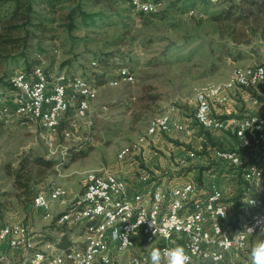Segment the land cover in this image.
Here are the masks:
<instances>
[{"label": "rangeland", "instance_id": "1", "mask_svg": "<svg viewBox=\"0 0 264 264\" xmlns=\"http://www.w3.org/2000/svg\"><path fill=\"white\" fill-rule=\"evenodd\" d=\"M30 1L29 19L15 32L16 36H28L27 45L21 50L26 55L9 53L8 64L0 72V91L11 92L8 76L25 68L29 61L32 63L39 52L44 53L43 64L48 69L55 64L65 66V59L74 57L81 59L76 67L88 73L97 68L91 66L96 55L114 53L121 55L136 77L134 82L122 80L115 85L103 78L98 80V97L89 115L77 119L73 105L56 134L41 126L0 124V226L11 219L26 221L31 216L33 220L27 223L41 234V243L56 245L62 229L73 240L82 231L77 226L60 227L34 212L32 202L38 192H48L52 180L64 177L74 195L83 191L89 170L102 165L119 170L125 164L118 161L119 150L145 136L150 118L169 104L180 105L183 117L194 120L196 90L203 84L226 80L236 65L264 63V40L257 35L256 26L215 18L240 0H167L164 13L158 16L140 14L131 7L130 0ZM12 8V4L3 6L2 15H9ZM118 63L107 69V78L116 74ZM193 126L196 145L188 142L186 150L197 151V158L182 162L186 153L180 161L172 162L173 168H196V173L224 169L219 168L201 141L203 130L196 122ZM225 134V130L205 132L212 147H228L235 142V138L229 145L223 142L221 137L228 141ZM171 135L160 136L179 140ZM150 143L147 148L153 154L155 150V155L163 154L161 146ZM37 156L64 162L62 175L55 165L46 170L34 166L31 161ZM18 173L24 180L32 176L31 195L15 185ZM162 177L151 176L154 181L163 180ZM220 182L226 187L227 196L238 190L237 181L225 174ZM5 246L9 252L10 247ZM119 258L122 263L126 260L125 255ZM12 259L18 263L17 258Z\"/></svg>", "mask_w": 264, "mask_h": 264}, {"label": "built area", "instance_id": "2", "mask_svg": "<svg viewBox=\"0 0 264 264\" xmlns=\"http://www.w3.org/2000/svg\"><path fill=\"white\" fill-rule=\"evenodd\" d=\"M131 7L146 14L165 8L160 3L144 5L141 0H133ZM86 73L48 69L44 64L29 71L15 70L9 76L13 103L0 91V124L41 126L56 134L73 105L75 117L85 119L98 97V79ZM135 79L129 65H120L106 81L115 85ZM235 89L247 90L251 102L261 109L240 118L215 115L213 107L226 105L229 92ZM194 99V120L178 117L183 113L180 105H167L150 118L145 136L119 150L118 161L125 163L142 154L160 135L180 131L192 136L196 122L203 130L201 141L219 168H224L223 173L215 168L203 172L202 182L194 176L181 182L153 181L132 194L128 180L106 165L89 170L83 191L74 195L58 180H52L48 192L35 195L32 209L60 227H79L82 237L67 248L45 245L41 234L27 221L11 219L0 226V243L19 249L24 255L22 264H150L153 248L177 245L191 256L192 264H210L205 255L211 257L213 253L219 257L216 264H250L248 252L261 228L257 227L252 236L243 231L255 223V218L264 216V65H236L226 80L201 85ZM227 122L232 124L235 142L228 147H212L205 132L223 130ZM197 155V151L189 150L181 161L187 163ZM63 164H55L59 175ZM224 174L237 181L238 190L231 196L220 182ZM239 190L243 192L239 201L232 199ZM60 207L62 210L57 211ZM222 208L226 209L225 217L218 216ZM139 218L146 220L135 227ZM120 255L126 257L123 263ZM0 264L13 262L1 255Z\"/></svg>", "mask_w": 264, "mask_h": 264}, {"label": "trees", "instance_id": "3", "mask_svg": "<svg viewBox=\"0 0 264 264\" xmlns=\"http://www.w3.org/2000/svg\"><path fill=\"white\" fill-rule=\"evenodd\" d=\"M6 4H12L13 8L9 15L8 14L2 15V8ZM31 8H32V4L30 0H0V72L3 71L4 65L8 64L7 61L9 59V53L21 52V54H23L21 56L25 57L26 55V53H23V51L21 50L24 47H26L28 36L27 35L16 36L15 32L19 31L22 28L23 22L29 19L28 12L31 11ZM165 8L156 12H149L150 14H146L143 12H140V14L145 16L146 15L158 16L164 13ZM215 18L218 20L233 19L237 23L245 22L246 25L250 27L256 26L257 29L256 31L258 33L257 35L259 36L260 39L264 40V0H240L239 2L232 3L229 7H226L222 12L221 17L216 16ZM43 54L44 53L41 52L37 53V55L33 57V62L31 63L29 61L26 67L23 69L29 71L35 64L42 62ZM11 56L12 55H10V57ZM95 58L98 66L96 69H93L90 72V74H92L98 80H101L102 78L107 79L106 77L108 73L107 69L110 67L113 68L112 66L116 65L118 61L120 63H118L116 69L120 65H128L127 63L123 62L122 60L123 58L121 57V55L120 56L114 55V53L113 54L104 53V54L96 55ZM65 60H66L65 65L68 64L73 65V64H77L78 60L81 59L68 57V59ZM84 73L87 74L86 71ZM9 76H8V82H9ZM31 162L34 166H38L40 168H43L44 170L50 169L56 164L53 159H48L44 156L34 157ZM207 169L203 168V170H207ZM216 170H220V169H215V171ZM223 170L224 169H221L220 172L223 173ZM194 178L202 182L203 171L196 174ZM31 181H32V176H27V178H25L24 180L21 174L18 173V175H15V185L17 186L18 190L22 189L26 191L28 195H31L33 192ZM242 195H243L242 190H239L238 194L233 195L231 198L239 201ZM21 196L22 194L18 193V197L21 198ZM72 243L73 240L72 237L68 235V231L62 229L61 237L56 242L57 246L62 248H67Z\"/></svg>", "mask_w": 264, "mask_h": 264}, {"label": "crops", "instance_id": "4", "mask_svg": "<svg viewBox=\"0 0 264 264\" xmlns=\"http://www.w3.org/2000/svg\"><path fill=\"white\" fill-rule=\"evenodd\" d=\"M44 60H42V63ZM255 64V63H254ZM252 64V65H254ZM257 64V63H256ZM56 66V64L51 68L55 70H76L78 72H83L78 68V65L76 67L75 64L73 65H60ZM13 90L11 92H7L8 94V101L10 103H13ZM261 108L254 105L249 97V93L247 90H242V89H235L231 90L229 92V100L228 103L224 106H214L213 107V113L215 115L221 116L225 119H229L230 117H243L245 114L250 113V112H256L260 110ZM182 114V115H181ZM185 116L184 113L178 114V117L181 119H185L187 117ZM226 131L225 136L228 138L226 141L223 137L222 141L227 143L228 145L230 144L231 138H235L233 135V127L230 122H227L226 127L223 129ZM170 136V135H169ZM174 136L175 139H178L177 141L172 140V139H163V137L158 136L156 139L155 144L160 147L163 150L162 155H155L151 151L152 149L150 147H146L143 150V153L140 155L132 156L128 158L125 161V164L122 165V167L119 169V174L120 176L126 178L128 180V192L129 194H132L138 187H144V186H150L153 183V177L157 176H163L164 180L167 179L166 176L169 178L165 180L166 182H181L185 178L193 177L196 174V168L193 169H181L179 171L177 168H173V161H180L182 156H184L186 153H188L189 150H186L189 144H193L194 146L196 145V136H186L183 132L180 131H175L172 133L171 137ZM233 144V142H231ZM231 144V145H232ZM176 169V170H175ZM184 170V171H183ZM183 171V172H182ZM206 172V171H203ZM65 176V175H63ZM163 177L161 179H163ZM147 179V180H146ZM170 179V180H169ZM58 180V179H57ZM61 180V181H60ZM58 180L61 184L65 185L67 188V180L61 179ZM70 192L72 193V189L68 188ZM73 194V193H72ZM57 209V208H56ZM57 210H62V207L58 208ZM34 212H39L41 215V211L39 210H34ZM31 214L32 212H27ZM25 216V215H24ZM26 218V221L33 220L32 218ZM30 218V219H29ZM62 234V233H61ZM78 239L82 237V234L77 236ZM73 240V239H72ZM77 240V239H74ZM73 240V241H74ZM7 245V244H6ZM5 255L7 256L13 264H22V260L24 258L23 253L15 248H11L9 252L7 251V246L5 244L0 246V256ZM17 258L18 263L14 259L11 260V258Z\"/></svg>", "mask_w": 264, "mask_h": 264}, {"label": "clouds", "instance_id": "5", "mask_svg": "<svg viewBox=\"0 0 264 264\" xmlns=\"http://www.w3.org/2000/svg\"><path fill=\"white\" fill-rule=\"evenodd\" d=\"M254 122V121H253ZM250 127V125L248 126ZM254 203V202H253ZM219 217L226 216V209H221L218 213ZM146 218L138 220L135 227L140 223L145 222ZM150 226H153L150 225ZM261 228V234L257 237L255 243L251 246L248 252L250 264H264V216L255 218V223L251 226L246 225L243 233L252 236L256 228ZM239 236V234L237 235ZM226 240H229L225 237ZM219 257L213 253L211 257L205 255V260H209L210 264H216ZM150 264H192L191 256L185 251L182 246H174L171 248H153L150 252Z\"/></svg>", "mask_w": 264, "mask_h": 264}, {"label": "bare ground", "instance_id": "6", "mask_svg": "<svg viewBox=\"0 0 264 264\" xmlns=\"http://www.w3.org/2000/svg\"><path fill=\"white\" fill-rule=\"evenodd\" d=\"M141 1H142V4H144V5H157L158 3H160V7H164L167 0H141ZM130 2L133 4V0H130ZM160 9H162V8H159L158 10H160ZM149 12H156V11H149ZM92 63L96 64V61H93ZM35 65H43V63L41 62V63L35 64ZM254 65H264V63H257Z\"/></svg>", "mask_w": 264, "mask_h": 264}]
</instances>
